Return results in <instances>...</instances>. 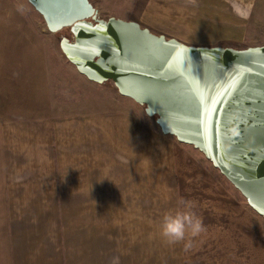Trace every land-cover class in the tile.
<instances>
[{
	"label": "crops",
	"instance_id": "0c3cea01",
	"mask_svg": "<svg viewBox=\"0 0 264 264\" xmlns=\"http://www.w3.org/2000/svg\"><path fill=\"white\" fill-rule=\"evenodd\" d=\"M253 2L151 0L132 21L235 45ZM43 23L27 0H0V264H155V198L186 186L173 167L156 171L176 142L80 75Z\"/></svg>",
	"mask_w": 264,
	"mask_h": 264
},
{
	"label": "water",
	"instance_id": "95a60500",
	"mask_svg": "<svg viewBox=\"0 0 264 264\" xmlns=\"http://www.w3.org/2000/svg\"><path fill=\"white\" fill-rule=\"evenodd\" d=\"M88 81L112 83L165 136L200 153L264 221V46H191L89 0H27ZM98 53V54H96ZM235 126L239 135H226Z\"/></svg>",
	"mask_w": 264,
	"mask_h": 264
},
{
	"label": "rangeland",
	"instance_id": "374dc122",
	"mask_svg": "<svg viewBox=\"0 0 264 264\" xmlns=\"http://www.w3.org/2000/svg\"><path fill=\"white\" fill-rule=\"evenodd\" d=\"M150 1L89 0L98 10L101 19L115 18L127 22H132L133 17H138L145 12ZM155 3L161 8L162 0H155ZM147 20H155L154 26L159 27L160 24L162 29L163 20L160 18L159 23L152 17H148ZM246 22L247 31L241 43L235 45L224 43L219 46L234 49L264 46V0H254L252 11ZM141 26L147 28L146 25ZM44 28H46L45 24ZM148 29L154 34H160L154 28L148 27ZM59 35L67 36L66 30L61 31ZM200 44L187 45L207 46ZM106 84L108 90L114 92L109 93L108 97L113 95L119 97L112 83ZM123 100H125L123 105L129 102L145 115L143 107L130 99ZM152 120L159 130L155 118ZM168 137L177 145L172 152L173 159L167 160L165 157L161 158L162 160H156V171L167 172L173 167L174 172L181 174L186 186L179 192L178 198L170 196L155 198V264H264V221L249 210L239 193L219 175L217 170L212 168L200 153ZM162 150L166 154L169 148L163 144ZM181 197L196 202L193 211L203 219L206 227V232L195 238L193 247L188 251L184 250L182 243L167 244L159 234L162 216L168 211L176 210L177 202Z\"/></svg>",
	"mask_w": 264,
	"mask_h": 264
},
{
	"label": "clouds",
	"instance_id": "9594fccd",
	"mask_svg": "<svg viewBox=\"0 0 264 264\" xmlns=\"http://www.w3.org/2000/svg\"><path fill=\"white\" fill-rule=\"evenodd\" d=\"M18 10L23 13V6H18ZM229 137L239 135L238 129L230 127L226 133ZM177 209L166 212L159 224V234L162 239L170 245L183 244L185 251L193 247L195 238L200 237L206 232L203 219L196 215L193 209L196 207V202L186 200L181 197L177 202ZM110 264H119V257H113Z\"/></svg>",
	"mask_w": 264,
	"mask_h": 264
},
{
	"label": "snow or ice",
	"instance_id": "6c2138e0",
	"mask_svg": "<svg viewBox=\"0 0 264 264\" xmlns=\"http://www.w3.org/2000/svg\"><path fill=\"white\" fill-rule=\"evenodd\" d=\"M96 54H98V53H96Z\"/></svg>",
	"mask_w": 264,
	"mask_h": 264
}]
</instances>
